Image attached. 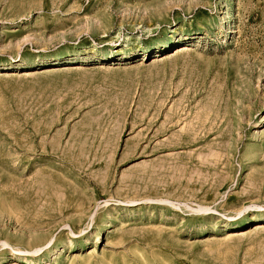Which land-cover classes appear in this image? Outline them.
<instances>
[{
  "label": "rangeland",
  "instance_id": "374dc122",
  "mask_svg": "<svg viewBox=\"0 0 264 264\" xmlns=\"http://www.w3.org/2000/svg\"><path fill=\"white\" fill-rule=\"evenodd\" d=\"M0 264H264V0H0Z\"/></svg>",
  "mask_w": 264,
  "mask_h": 264
},
{
  "label": "bare ground",
  "instance_id": "6f19581e",
  "mask_svg": "<svg viewBox=\"0 0 264 264\" xmlns=\"http://www.w3.org/2000/svg\"><path fill=\"white\" fill-rule=\"evenodd\" d=\"M183 50H185V49H183ZM183 50H181V51H183Z\"/></svg>",
  "mask_w": 264,
  "mask_h": 264
}]
</instances>
